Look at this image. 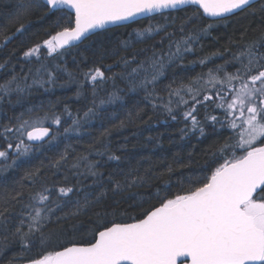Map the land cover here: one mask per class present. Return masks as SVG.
Returning a JSON list of instances; mask_svg holds the SVG:
<instances>
[{"label":"snow or ice","instance_id":"6c2138e0","mask_svg":"<svg viewBox=\"0 0 264 264\" xmlns=\"http://www.w3.org/2000/svg\"><path fill=\"white\" fill-rule=\"evenodd\" d=\"M12 7V11L0 12L6 21L0 23L4 47L17 34L28 32L29 18L36 11L43 12L41 19L55 17L57 30H46V39L23 51L22 59L31 63L34 58L39 67L24 72L21 65L19 73L13 71L0 80V101L11 102L15 95L19 103L35 89L49 91L57 86L60 71L67 73L65 84H77V96L85 84L91 85L93 99L82 115L79 109L73 114L66 103L58 114V98L47 105H34L0 126L6 145L0 147V175L18 168L21 157L53 144L58 136L69 139L75 134L77 143L83 141L85 133L92 137L88 126L101 117L102 106L123 100L125 89L142 92L154 112L182 121L181 139L197 132L203 136L209 124L213 131L219 125L231 134L223 143H215L205 174L181 181L187 188L172 194L171 184L166 183L163 189L142 198V203L155 199V204L136 216L125 210L119 213L121 218L115 208L109 212L105 206L109 193L116 196L132 187H144L150 181L151 169L141 173L138 167L127 171L118 167L105 176L100 161L91 157L107 155L108 160H121L106 142L111 128L88 140L70 165L69 149L75 148L65 144L51 167L59 171L67 166L75 184H69L65 174L63 183L44 181L36 187L40 175L37 168L26 171L11 189L0 188V230L8 233L3 238L5 246L11 236L22 250L36 249L26 264H264V27L254 30L234 53L225 49L185 63L187 56L197 51L201 36L215 23L248 10L252 15L259 12L264 21V0H16ZM176 12L184 15L174 16ZM205 18L213 23L196 25ZM143 19L149 23L132 28L128 39L119 44L125 53L134 43L146 46L118 55L115 66L121 68L119 73L108 76L106 71L114 65H94L82 72L80 80L59 64L50 68L47 63L48 59H63L69 49L90 36L102 40L113 29H128ZM8 25L15 26L11 34ZM148 41L153 42L147 45ZM120 46L112 48V55L121 52ZM225 54L230 58L224 59ZM214 57L223 63H215ZM7 63L9 60L0 63V68ZM197 63L202 70L187 75ZM169 72L172 79L160 88ZM117 78L125 84L124 89L116 86ZM109 80L114 90L97 102L98 86ZM201 108L205 111L203 120ZM142 111L137 108L133 114L129 110L113 128H123L134 116L139 119ZM64 124L67 126L61 132ZM166 173H173L172 165ZM89 177L92 183L86 185ZM16 205H20L19 211H15ZM97 205L101 206L99 211L94 210ZM90 210L95 219L89 217L92 226L84 230V236L77 237L81 228L75 225L71 231L64 228L65 222ZM53 225L59 231L52 229ZM53 240L55 246L50 247ZM20 259L23 257L13 258Z\"/></svg>","mask_w":264,"mask_h":264},{"label":"trees","instance_id":"16d2710c","mask_svg":"<svg viewBox=\"0 0 264 264\" xmlns=\"http://www.w3.org/2000/svg\"><path fill=\"white\" fill-rule=\"evenodd\" d=\"M16 0H0V12H9L13 10V5ZM255 7H259V3H255ZM43 15L42 11H36L30 18L29 30L23 36L17 34L16 37L3 46V39L0 37V63H4L5 60H9L3 68H0V80L8 78L13 74V71L19 73L21 71V65H23V71L27 72L29 68L35 69L39 67V64L35 63L33 58L29 63L22 59V53L26 48L33 46L36 43H41L47 38L46 30L48 32L57 30L53 21L55 17L49 19H41ZM174 16L182 17L183 12L173 13ZM0 23H6L2 17H0ZM63 21L60 22L63 26ZM149 21L147 19L140 20L136 24H131L128 29L115 28L111 35H105L101 40L99 37L90 36L84 40L77 47L68 50V53L63 59H48L47 63L50 68L59 64L61 69H67V72L74 73L78 79L82 80V72L87 71L92 66H107L114 65L111 71H106V75L112 76L114 73L121 71L120 67L115 66V61L118 55H126L131 53L133 48H143L145 44L134 43L132 48L125 53L120 46L121 40L128 39V32L132 28H138L141 25H147ZM209 23H213V20L207 18L197 21L196 25L203 27ZM179 20H177V25ZM11 34L15 31V26L8 25ZM189 28L193 25H189ZM264 27V21L260 20V13L256 15L251 14V10L247 12H240L236 15L230 16L226 21L215 23V26L208 30L207 35H202L200 38V44L197 47V51L193 55H189L186 58L185 63L188 61L198 60L199 58L210 56L217 51L224 52L225 49H230V53H234L239 50L247 39L251 38L254 34V30ZM170 31L172 29H169ZM179 34V33H177ZM243 34V39L241 36ZM157 41L159 36L155 38ZM153 41H148L147 45H150ZM114 46H120L121 52L117 55H112V48ZM15 54L10 56V53ZM230 54H225L224 59H229ZM215 63H223L220 58L214 57ZM212 65L210 64L209 67ZM193 70L189 71L187 75H196L202 69L197 63L191 65ZM231 70V69H230ZM172 79L171 72L168 73V78L163 81L159 86L163 87ZM68 80L67 73L65 71L59 72V78L57 80V86L51 88L49 91L43 89L33 90L30 96H25L17 103L15 95L11 97V102L0 101V126L8 123V120L20 112H26V110L34 105H39L44 102L45 105L49 101L55 102L60 99V103L56 106L55 111L59 114L63 112L65 103L68 104L70 111L73 114L80 110V114L86 110V107L91 106L93 99L92 86L85 84L81 89L79 96L77 93V84L68 83L64 81ZM115 84L118 88L124 89L125 84L117 78ZM63 85V86H61ZM113 82L111 80L101 84L97 88V102L101 97L106 96L107 92L113 91ZM123 100L117 101L116 104H109L102 106L101 117L94 119L88 126V131L91 132L92 137L99 136L105 128H111L112 131L107 137L108 143L111 145V152L121 157L120 161L108 160L107 155L103 157L92 156L91 159L99 160L101 163V171L105 176L107 173L119 168L125 171L128 168H139V171L143 173L146 169H151L149 176L150 181L144 187H132L126 189L124 192L113 196L109 193L108 198L105 201V206L109 212L113 211V208L117 210V216L119 213L125 210L130 216L139 215L144 208H149L156 203L155 199H147V202L142 203V198H146L148 193H155L158 188L163 189L166 183L171 184V193L177 194L181 191V188H187V183L181 185L182 180H187L190 175H203L207 166V161L210 159V153L214 150V145L218 141L223 143L231 133L227 128L221 129L219 125L216 126V131H213L212 126H205V134L200 136L197 132L195 135H189L184 139H181L180 128L183 127V123L180 120L172 121L165 115L159 112H154L151 104L143 98V93L139 94L127 92L122 93ZM137 108L142 109L140 118L133 117L132 122L127 123L123 128H113V125H119L120 120L124 119L127 112L131 110L135 114ZM115 113V116H112ZM205 111L203 108L200 110V118L203 120ZM218 114V113H211ZM67 123L71 121L65 116ZM60 131L63 132V127ZM55 131V126H53ZM92 137H89L86 133L82 142L77 143V137L75 134H71L69 139H65L63 136H58L57 140L53 144H45L39 151H33L26 157H21L22 162L19 163V167L13 170H9L7 173L0 175V188L7 186L9 189L15 186V182L21 180L26 171L40 169V175L37 178L36 187L40 186L41 182L47 181L51 184L53 180H59L64 182L65 174L68 175V183L75 184V177L72 176L70 169L65 166L59 171L51 167L52 162L58 158V153L63 151L65 144H72L75 151L69 149L70 165L77 153L84 150L86 142ZM3 138L0 137V147H5ZM169 165L173 167V173L171 175L166 173V169ZM183 166V167H182ZM55 173V175H53ZM161 173H165L161 175ZM27 183V181H25ZM86 185L92 183L89 177L84 181ZM27 192V189H25ZM82 195V193L80 194ZM27 198V197H25ZM75 198V196L73 197ZM138 207L137 205H141ZM20 205L15 206V211H19ZM101 206L97 205L94 209L99 211ZM90 210L88 214L82 215L74 220L65 222L64 228L68 231L72 230V226L81 228V231L76 233L77 237L85 235L84 230L90 228L92 225L88 223L89 217L92 216ZM112 217L109 216V219ZM130 222V221H129ZM82 226V227H81ZM52 229L59 231L56 225L51 226ZM47 231V229H46ZM8 233L0 230V264H9V261H13V264H26L27 259L35 255L36 249L28 251L22 250L18 240H14L9 236L7 245L5 246L3 238ZM86 238V237H85ZM56 241L53 240L50 247L55 246ZM14 257H23L20 260H13Z\"/></svg>","mask_w":264,"mask_h":264},{"label":"water","instance_id":"95a60500","mask_svg":"<svg viewBox=\"0 0 264 264\" xmlns=\"http://www.w3.org/2000/svg\"><path fill=\"white\" fill-rule=\"evenodd\" d=\"M207 19L212 20L211 18H207Z\"/></svg>","mask_w":264,"mask_h":264}]
</instances>
